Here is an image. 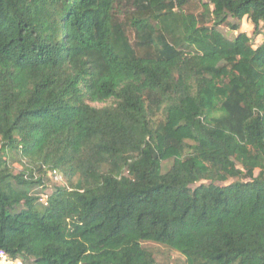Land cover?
Wrapping results in <instances>:
<instances>
[{
    "label": "trees",
    "instance_id": "16d2710c",
    "mask_svg": "<svg viewBox=\"0 0 264 264\" xmlns=\"http://www.w3.org/2000/svg\"><path fill=\"white\" fill-rule=\"evenodd\" d=\"M191 1L0 0L9 259L264 264V0Z\"/></svg>",
    "mask_w": 264,
    "mask_h": 264
},
{
    "label": "rangeland",
    "instance_id": "374dc122",
    "mask_svg": "<svg viewBox=\"0 0 264 264\" xmlns=\"http://www.w3.org/2000/svg\"><path fill=\"white\" fill-rule=\"evenodd\" d=\"M198 0H192L190 4L186 8V13H198L200 12V7L198 6ZM240 32L245 33L248 35L254 45H258L261 42V36L257 33H255V26L251 23V21L247 19H243L240 23ZM222 33L229 38H233L234 34H231L227 31L222 30ZM171 165V162L164 163V168H168ZM14 172H17L20 169V166L15 164L14 166ZM53 182H55L54 178H52ZM15 264H19L18 262H15ZM156 264H184L183 258L173 252L169 251L168 249L164 247L158 246L156 248Z\"/></svg>",
    "mask_w": 264,
    "mask_h": 264
},
{
    "label": "built area",
    "instance_id": "2783aa9c",
    "mask_svg": "<svg viewBox=\"0 0 264 264\" xmlns=\"http://www.w3.org/2000/svg\"><path fill=\"white\" fill-rule=\"evenodd\" d=\"M53 178L56 183L62 182L61 177L59 175H54ZM43 200L44 199H41V201ZM0 264H15V261H12L4 252L0 251Z\"/></svg>",
    "mask_w": 264,
    "mask_h": 264
}]
</instances>
